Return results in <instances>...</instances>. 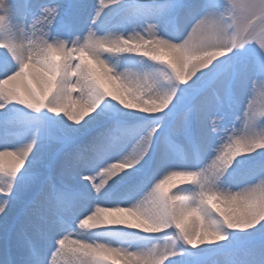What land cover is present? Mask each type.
<instances>
[{
    "label": "bare ground",
    "instance_id": "obj_1",
    "mask_svg": "<svg viewBox=\"0 0 264 264\" xmlns=\"http://www.w3.org/2000/svg\"><path fill=\"white\" fill-rule=\"evenodd\" d=\"M42 1L14 0L10 4L8 25L5 27L8 45H13V41L16 42L22 34L26 45L35 50V55L41 48L40 41H45L47 48L51 49L42 26L46 11H53L54 5H42ZM223 1V4L226 3V0ZM172 2L178 3V6L169 7ZM137 3H142V9L149 11L155 7L161 9L160 20H153L142 27H136L132 22L127 24L129 12L139 10ZM212 5L207 0H96L90 9L84 11L85 18L80 22L79 32L74 38L75 56L79 64L75 67L67 64L69 75L94 78L106 92L114 111L127 119L164 112L169 109V97L161 93V100L144 99L156 93V86L151 81L145 83L146 79L134 82L125 77L119 79L116 75L124 68L121 65L123 62L119 63L121 67L113 68V64L118 63L119 56H136L143 58V61L166 63L180 78L182 72L189 79H198L205 68H211L227 55L226 26ZM202 6L204 13L199 25L192 28L184 40L177 41L178 35L175 34L165 35V25L167 21L175 20L177 9L179 14L187 8ZM37 14H41L40 19ZM29 22L36 24L33 27H40L28 33L32 27ZM125 29H130V32L122 33ZM30 39L35 41L34 45L29 43ZM9 48L5 46L0 50V90L10 100L37 107L46 103L47 110L54 106V119L68 124L80 134L97 125V111L89 109L72 85L63 86L55 80L46 83L44 78L47 72L37 73L27 65L16 67L30 47L21 46L17 52ZM198 51H201L200 57L195 56ZM55 55L53 53L51 57ZM105 57H109V61ZM251 64L247 73L253 74V77L246 81V86L251 89V109H259L264 99V70L256 62ZM13 65L17 69L3 77ZM240 68L237 63L236 70ZM140 96H143L142 100ZM208 109L200 102L198 108L193 110L190 126H183L176 134V139L184 145L189 144L192 138L200 141L204 153L208 152L207 171L195 170L192 165H174L173 156L166 149L162 137L152 143L154 145L148 142L144 148L133 142L123 145L125 137L111 146L104 144V135L96 129L87 133L86 140L93 147L90 155L85 156L90 157L87 164L81 163L79 167L57 166L56 175L50 180L46 179V173L52 167L53 155L44 150V138L38 132L30 136L33 142L22 141L20 149L11 150L8 156L0 153V194L3 195L0 196V264H76L81 260L89 264L98 258L126 264L115 258L113 252V259L107 258L105 248L100 244H112L118 235L156 237L170 226H174L191 247L200 252L211 251L216 247L213 243L227 245L229 241L236 245V240L246 242L253 238L256 253L248 256L247 261L243 259L244 256H236L234 262L264 264V258L257 255H264V206L258 201H245L240 194L234 193L229 195L230 204H227L225 191L215 190L217 181L211 177L215 174L212 168L218 164L227 168V133L215 128L211 120L214 115ZM80 112L92 120L84 118ZM167 125V119L162 120L158 129L163 130ZM191 127L195 131H191ZM220 135H223V139ZM215 142L220 143L217 155H210ZM243 142L234 141L232 146L230 143L228 153L231 157H240L243 164L255 165L264 154V137L257 139L256 145L253 141L251 144L245 140ZM93 156L96 158L93 159ZM235 165L239 167V164ZM155 170L166 171V176L150 182L146 189L148 201L137 199L118 203L122 195L126 196L123 194L125 189L130 186L128 192L140 191V182L148 180ZM59 172L60 176L57 174ZM147 173V177H143ZM7 177L14 180L21 178L22 182H10ZM39 180L45 182L44 190L20 201L18 197L27 194L29 185ZM126 180L128 182L124 184ZM218 185L227 186L221 181ZM57 186L62 189L57 190ZM55 189L58 192L53 194ZM60 196L79 197L71 204L70 223L62 219L63 213L54 210L58 204L52 200ZM29 205L32 206L30 209ZM94 238L98 240L93 241ZM230 262L226 255L215 254L207 263ZM146 264L158 262L147 260Z\"/></svg>",
    "mask_w": 264,
    "mask_h": 264
},
{
    "label": "rangeland",
    "instance_id": "obj_2",
    "mask_svg": "<svg viewBox=\"0 0 264 264\" xmlns=\"http://www.w3.org/2000/svg\"><path fill=\"white\" fill-rule=\"evenodd\" d=\"M13 1L0 0V50L8 46L10 47V51L17 52L21 46L25 48L30 47L28 48L30 51H26V54L23 55L16 67L27 65L37 73L47 72L44 78L45 82L55 80L63 86L66 84L72 85L78 91L79 98L89 105V109L97 111V118L95 120L97 125L87 132L80 134L78 130L73 129L68 124L60 123V121L54 119V106H51V109L47 110L45 107L47 106L45 105L46 103H42L41 107H37L24 102H13L4 94V91L0 90L1 154L8 156L11 154V150L20 149L22 141L33 142V137L30 136L38 130L35 121H41L45 135L49 129L51 130V137H44V150L46 153L50 152L53 155L52 167L48 168L46 173L47 180L52 179V176L56 175L55 168L57 166L71 165L79 167L81 163L87 164V160L89 161L90 157L85 158V156L90 155L91 150H93V147L86 140L87 133L95 129L104 135V144H111V146L118 144V139L125 137L123 145L127 146L133 142L144 148L148 142L149 144L155 143L159 137H162L163 141L166 142L168 152L173 156L174 165H177V167H184V165L187 167L193 166L195 170L207 171L206 156L208 152L204 153L200 141L193 139L190 140L189 144L184 145L175 140L177 132L183 126H190L193 110L198 108L200 102H203L204 105L209 107V113L214 115L211 120H213L215 128H220L221 132L227 133V168H224L220 164L212 168L215 174L211 177H215L217 181L215 190L225 191L227 204H230L231 198L229 195L234 193L236 195L240 194L245 201L246 199L258 201L260 205L264 206V154L261 155L260 160L255 165H251L243 164L240 157L234 155L231 157L228 153L229 144L231 143L232 146V142L234 143V141L241 140L244 143L243 141L245 140L250 144L253 141L255 144L257 139L264 137V99H262L259 109H251V89L246 86V81L253 77V74L251 76V74L247 73V70L251 68V63H259L264 70V0H226L224 4L222 3L224 2L223 0H207L214 4L212 5L213 9L217 10L218 15L222 17L223 23L226 26L228 40L225 50H227V55L222 57L211 68H205V72H202L198 79H189L182 72L180 73V78L168 64L163 62L157 64L154 61H145L144 63L143 58L136 56H119L117 58L118 63L113 64V68L121 67V65L124 66L116 75L119 79H124L122 77H125L133 82L138 79H146L145 83L151 81L156 86V93L144 99L161 100V93L170 98V106L166 113L153 112L140 117H134L133 119L126 118L131 123H127V125H124L125 127L122 126L121 128L124 127L122 130L116 129L114 122L111 120L114 115L99 104L98 96L103 97L107 101L109 109H113L110 106L111 103L108 100L106 92H104L97 81L92 77L85 79L84 76L69 75V68L67 67V64H72L74 67L79 64L74 47V38L77 37V33L79 32L80 22L82 23L85 18L84 11L90 9L96 0H73L74 3L72 4H67L64 0H43L42 5L54 2L55 10L46 11L47 14L43 17L44 25L42 26L45 30L44 36H46V39L49 38L51 49L47 48L45 41H40L41 48L37 51L38 55H35V50H31L33 47L29 44L26 45L22 34L19 35L16 42L13 41V45L7 44L5 27L8 25V9ZM131 3L136 2L131 1ZM177 6L169 5L171 8ZM204 6L207 7L206 4ZM155 8L151 9L152 11L141 8L138 11H130L131 13L129 12L128 14L130 18L126 20L127 24L132 22L134 26L142 27L153 20H160L159 18L162 16L161 9ZM178 11L177 9V16L174 22L167 21L168 23L165 25L167 32L164 33L165 35H178L176 40L182 41L192 28H196V25H199L204 13V7L187 8L182 10V12L180 11L179 14ZM36 16L39 19L41 18V14H37ZM28 24L32 26L27 31L28 33H31L34 28L40 27H33L36 24L32 22ZM121 32L127 34L130 32V29H125ZM29 43L34 45L35 41H31L30 39ZM53 53L56 55L51 57ZM200 53L201 51H198L195 56L200 57ZM104 59L109 61V57H105ZM120 61L123 62L121 65H119ZM237 63L240 64L241 68L236 70ZM135 65L137 68L133 69L132 67ZM16 67L15 65L10 67L3 77L13 73L14 68L17 69ZM129 69L131 71L126 72ZM256 77L258 78V75ZM177 80L181 82L179 83L180 85ZM177 84L179 87H177ZM124 91H126V88ZM130 97H133V94H130ZM140 98L142 100L143 96H140ZM192 108L194 109L192 110ZM80 113L84 118L92 120L87 114ZM161 114L167 115L168 125L163 130L158 129L160 120L159 122L153 120H157ZM117 115L121 116V118L123 117L120 113ZM191 131H195L194 127H191ZM38 134L40 133L38 132ZM233 135L235 137L231 140ZM53 136L54 138L60 137L61 140H54L52 139ZM222 136L220 135L219 137L223 139ZM170 142L180 145L183 148V153H178L172 148ZM219 144L216 142L212 144L210 155H217ZM251 148L254 150L253 147ZM92 158L95 159L96 157L93 156ZM235 164H239V167H235ZM245 167L247 169H244ZM165 172L155 170L149 175L148 180L143 179V182H140L141 190L138 192H128L131 188L129 186L123 192L126 196L122 195L123 197H120L121 199L118 203H123L124 201L133 202L137 199H147L148 201V192L146 191L148 185L150 186L151 181L164 179L166 176ZM57 174L58 176L61 175L60 172ZM7 178L10 182L15 181L19 184L22 182L21 178L18 180L10 177ZM220 181L225 182L227 186L218 185ZM127 182L126 180L124 184ZM44 186L45 182L42 180L31 183L27 188V194H23L18 199L22 201L30 194H39L44 190ZM56 189L61 190L62 188L57 186ZM56 189L53 191V194L58 192ZM78 199L79 197L64 196L59 199V209L65 215L63 216L65 222H71L70 207L72 208L71 204ZM52 201L57 202L55 199ZM30 207L32 206L29 205V209ZM145 214L148 215L147 212ZM10 221L11 219L9 218ZM215 225L217 226V223ZM208 226H210L209 223ZM69 229L72 228L69 227ZM166 231L176 230L174 226H170ZM176 232L180 241V247L175 245L172 238H166L162 232L157 237H149L153 240L154 247L157 246L156 248L149 244L150 241L131 235H118L116 241H113L112 244L103 243L100 245L105 248L104 254L108 255L107 258L113 259L111 255V252H113L115 258L126 264H146L147 260L156 261L158 264H208L210 256L215 254L229 257L231 260L229 264H240V261L234 262L236 256H244L243 259L247 261L246 258L248 256L256 253L254 248L256 242L253 238H250L246 242L236 240V245H233L229 241L227 245H224L222 242L213 243L216 247L209 252L202 253L193 249L188 240L178 231ZM97 240L93 239V241ZM257 255H261L260 258H264V255L260 253H257ZM99 259H93L89 264H104ZM76 264H86V262L81 260Z\"/></svg>",
    "mask_w": 264,
    "mask_h": 264
}]
</instances>
